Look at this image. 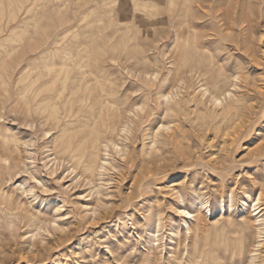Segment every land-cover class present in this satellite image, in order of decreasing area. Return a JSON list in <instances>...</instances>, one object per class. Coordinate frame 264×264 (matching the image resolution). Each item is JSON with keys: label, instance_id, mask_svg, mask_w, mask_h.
Wrapping results in <instances>:
<instances>
[{"label": "rangeland", "instance_id": "rangeland-1", "mask_svg": "<svg viewBox=\"0 0 264 264\" xmlns=\"http://www.w3.org/2000/svg\"><path fill=\"white\" fill-rule=\"evenodd\" d=\"M86 1L95 6L90 17L93 23L90 31L97 33L95 39L98 42L104 44L111 40L118 46L116 50L120 51L124 39L137 32V38L130 42L132 46L128 52L135 53L138 59L147 55L154 61L157 57L160 62L154 68L159 69L160 76L168 73V69L172 68L175 33L173 30L166 32L163 17H157L149 26V10L155 9L149 6L152 0H97V5L95 0ZM225 1L223 7L226 6ZM70 5V0H0V113L5 117L2 122L4 127H17L24 117L18 108L22 88V65L18 63L21 53L29 51L32 40L44 30L53 32L59 18H68V13H72ZM239 11L246 16L247 22L226 28L223 33L226 36L223 39L225 47L218 49L217 38L211 37L212 42L206 43V53L213 55V64L204 66L206 72L195 77L191 84L194 87L204 84L209 88L213 83L209 88L212 91L218 79L232 83L235 76L241 75L237 80L241 86L238 92L243 98L241 107L238 115L212 117L209 113L212 109L208 108L211 106L207 102L206 107L200 105L197 113L183 117L182 130L185 132L182 141L191 158L188 165H184L187 155L182 158L178 150L170 147L154 154L145 152L149 149L144 144L149 142L146 134L149 133L150 121L145 122L136 137L128 141L130 153L126 160L116 155L118 169L107 171L103 178L81 176L80 171L67 160H58L56 167L52 138L47 140L40 133L30 137L20 134L27 137L25 139H33V144L28 147L29 153L23 148L24 152L18 160L22 161L21 166H24L23 161L27 166L14 175L13 181L16 185L23 182L27 189L32 188L33 191L26 195L13 183L3 186L6 194L13 199L8 205L0 204V208L10 206L12 209L11 218L0 213V264H140L144 258L140 255L144 251L142 246L146 245L145 231L162 208L159 215L163 218L160 237L166 258L163 262H166L169 247L177 241V238H169L171 229L181 223L174 211L175 194L171 189L174 185L188 192V197L193 194V188H199L197 192L209 201L208 222L200 233L201 249L209 251V255L205 256L206 264H217L213 258L223 257L226 248L234 247L232 239L238 232L229 229L220 231L219 226L211 225L212 220L220 217L217 210L220 192L234 189L236 210L231 215L236 222H240L242 217L239 210L244 190L253 196L258 195L260 187L264 192V0H242ZM13 13L17 14L16 18L11 16ZM136 13L144 14L145 19L133 18ZM126 17H129L131 30H125L126 23H122L123 30L114 33L115 20ZM203 21L205 26L198 31L214 35L215 26L210 19ZM243 28L246 30L243 31ZM153 36H157L156 42L150 39ZM14 47L19 49L11 52ZM142 48H145V54ZM120 62L122 70L115 63L111 64V68L115 76H119L121 91L123 88L129 90L132 101L138 102L143 96L136 88L142 82L134 75L140 72L137 71L140 65L125 60ZM162 84L161 81L153 87L154 95ZM101 181L105 183V195L101 196L104 202H98ZM159 205L160 208L157 207ZM260 205L261 213H264V193ZM94 207L98 208L96 213ZM251 212L254 214L256 211L250 207L243 215L249 216ZM252 229L244 233L245 248L249 249H246L243 259L236 256L233 262L221 259L218 264H246L247 254L256 242V227ZM259 252L257 264H264V244ZM202 257L198 264H203Z\"/></svg>", "mask_w": 264, "mask_h": 264}, {"label": "bare ground", "instance_id": "bare-ground-1", "mask_svg": "<svg viewBox=\"0 0 264 264\" xmlns=\"http://www.w3.org/2000/svg\"><path fill=\"white\" fill-rule=\"evenodd\" d=\"M241 1L226 0L224 2L226 6L223 7V0H152L149 6L155 9L149 10L148 16L151 20L149 26L157 17H163L164 21L161 23L166 32L173 30L175 33L171 57L172 68L168 69V73L164 76H160L159 69H155L160 62L157 57L153 61L144 55L141 60L135 53L132 55L128 52V48L132 46L130 42L137 38L135 37L137 32L136 35L131 34L124 39L120 45V51L116 50L118 46L111 40L102 44L95 39L97 33L90 31L93 24L90 17L95 6L86 0H70L71 5L68 7H71L72 13H68V18H59V22L53 26V32L44 30L39 34L40 36L32 40L30 50L21 53L18 63L22 65L20 72L22 88H20L18 108L24 116L22 122L14 128L4 127L2 122L5 121V117L3 113H0V204L8 205L13 199L3 190L4 184L13 183L16 189L26 195L33 191L32 188L27 189L25 183L16 185L13 181L14 175L27 166L24 161V166H21L22 161L18 160L24 152L23 148L29 153L28 147L33 144V139H25L27 137H22L20 135L22 133L29 137L40 133V136L47 140L52 138L56 167L58 160L63 162L67 160L73 168L80 171L81 176L103 178L107 171L118 169L119 161L116 155L126 160L130 153L128 141L133 140L142 125L150 121L149 133L146 134L149 142L144 144L150 151L146 149L145 152L154 154L170 147L175 151L178 150L182 158L184 154L187 155L186 158L184 157V165H188L191 158L188 148L182 141L185 132L182 130L183 117L197 113L201 109L200 105L206 107L207 102L210 103L211 107L208 106V108L212 109L209 112L212 117L223 115L227 118L238 115L241 107L243 98L238 92L241 86L237 83L241 75H234L235 79L233 78L232 83H225L223 78L218 79L212 91L209 88L213 83L209 85V88L204 84L196 87L191 84L195 77L203 76L206 72L204 66L213 64V55L206 53L208 51L206 43L212 42L211 37L217 38L218 49L220 46L225 47L223 39L225 40L226 36L223 33L226 28H232L235 24L244 25L247 22L246 16L239 11ZM97 3L98 1L95 0L94 4L97 5ZM161 4H164L163 8ZM11 16L16 18L17 14L13 13ZM145 17L144 14L139 13L133 16L140 20ZM205 18H209L215 26L214 35L198 31L200 27L205 26L203 21ZM128 19L129 17L115 20L114 33L123 30L124 23H126L125 30H131ZM244 30L246 28H243ZM157 36L150 39L156 42ZM18 49L19 47H14L11 52ZM143 51L145 54V48ZM122 60L140 65L137 70L140 72L134 75L138 81L142 82L139 88H136V91H141L143 96L138 102L132 101L129 90L123 88L121 91L122 84L119 82V76L116 77L112 71L113 63L122 70L120 62ZM161 81L162 87L154 95L153 87ZM230 121H232L231 118ZM104 185L103 181L99 183L98 202H104L101 198L105 195ZM142 186L141 184L140 189ZM174 186L171 188L175 194H173L175 197V207H173L181 223L173 226L169 238L171 240L177 238V241L172 242L175 244L168 248L169 257L165 260L166 262H163L166 258L163 255L164 246L162 247L163 240L160 237L163 223L162 216H159L163 210L161 207L162 209L157 212L158 217L151 226L149 225L151 228L148 226L145 231L147 238L143 240L146 245L142 246L144 251L140 255L144 258L140 264H198L202 255L203 264L207 262L206 255L209 251L203 252L201 249L200 233L208 222L207 214L211 210L209 201L197 192L199 188L198 190L193 188V194L188 197V192ZM260 188L258 195L255 196L248 190H244L242 208L239 210L242 216L240 222H236L231 215L236 210L234 189L220 192L217 208L220 217L212 220L211 225L219 226L220 231L229 229L231 232H238V235L232 239L235 243L234 247L231 245L232 247L226 248L224 256L221 254L223 257L213 258L217 264L221 259L233 262L236 256L243 259L246 249H249L245 248L244 233L251 227L253 229L256 227V242L247 254L246 264L258 263L259 251L264 244V213H261L260 205L264 192L263 188ZM8 207L0 208V213L11 218L9 216L12 215L10 212L12 209ZM157 207L160 208V205ZM250 207L256 212L254 214L251 212L249 216L243 215ZM97 209L94 207L95 213ZM181 232L184 234L182 235ZM221 236L224 238V235ZM132 237L134 238L133 235ZM127 238L130 239L129 235ZM136 241L140 242L138 239ZM247 242L248 240L246 244ZM140 244H143V241Z\"/></svg>", "mask_w": 264, "mask_h": 264}]
</instances>
